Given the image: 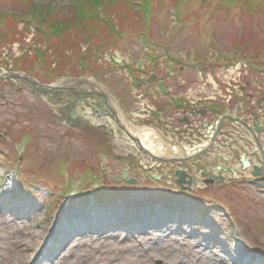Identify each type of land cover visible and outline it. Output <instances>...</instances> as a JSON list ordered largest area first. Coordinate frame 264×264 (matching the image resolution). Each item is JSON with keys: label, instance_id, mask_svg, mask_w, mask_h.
<instances>
[{"label": "rangeland", "instance_id": "1", "mask_svg": "<svg viewBox=\"0 0 264 264\" xmlns=\"http://www.w3.org/2000/svg\"><path fill=\"white\" fill-rule=\"evenodd\" d=\"M21 1L0 0V264H29V255L36 252L34 248L40 246L38 242L44 233L50 236L53 229H66L65 224H59L68 218L80 221L78 229L82 237L74 234V242L63 253L55 248L46 251V256L40 253L39 264L52 261V264H157V261L160 264H264V183L251 182L249 175L253 167L229 171L230 164L237 163L231 148L223 143L243 141V133H236L234 139L225 138L226 132L221 133L200 157L206 169L214 170L216 163L224 166V182H204L195 164L183 167L162 164L149 169V156L125 141V132L103 114L102 103L93 115L85 108V102L92 101L91 96L84 100L72 97V100L64 87L43 91L29 81L50 86L65 76L91 74L112 89L125 112L140 125L155 123L165 128L163 139L186 143L183 146L186 150L175 146L172 150L187 152L205 143L207 137L196 140L188 133L202 130L205 127L202 121L214 124L218 116H212L206 108L200 114L165 109L162 117L155 118L150 109L170 106L172 97L144 95L141 86L134 87V76L125 66L118 67L109 61L111 54H115L124 61H132L135 67L147 63V69L160 74L168 67L166 73L171 74L166 88L177 97L193 101L210 96L211 102L229 105V109L251 124L264 126V109H260L264 100L256 102L257 96L264 97V0H257L263 11L255 15L230 1L185 0L177 6L173 0H155L149 9V25L142 26L136 20L134 28L127 21L119 22L120 33L109 32L97 37L94 43L88 41L90 38L84 43L83 37V42L74 46L69 44L71 41L60 39V29L47 28L48 34L40 29L25 14L31 5ZM42 1L33 0V3L38 6ZM54 1L61 15L73 25L77 19L73 5L79 0ZM12 7L15 11L10 10ZM145 9L143 5L139 15ZM10 14H22V17L17 20ZM27 17L31 20L25 25ZM13 27L16 34L9 32ZM146 28L151 39L143 41L140 32ZM84 31L80 26L79 32ZM37 33L42 35L39 40ZM69 36L73 40L78 38L71 32ZM46 39H51V44ZM146 50L149 55L158 54L157 67L151 68ZM164 51L173 57L182 56L187 65L171 69L166 65L169 59H162ZM230 51L247 54L246 58L253 60L255 67L229 74L220 71L214 78L221 77L225 84L230 77L239 78L247 107L239 97L242 92L235 91L231 97L226 86L216 82L213 85L197 73V64L204 66L210 60L212 65L219 53L230 54ZM174 59L172 62L177 66L179 60ZM55 95L59 98L55 99ZM226 121L229 122L222 128L236 122ZM88 127L95 128L89 132ZM169 127L175 130L183 127L186 133L168 137L167 131H172ZM261 136L264 144V128ZM247 141L255 148L251 139ZM160 147L165 146L152 143L149 149L156 152ZM261 166L260 175L264 176V165ZM177 169L185 173L182 184L176 181ZM94 206L104 210L102 214L107 218L108 215L113 218L110 217V224L101 218L105 226L100 229L104 233L98 231L91 236L99 229L96 224L95 228H88L95 221L98 223L93 218L98 213ZM141 206L150 211L160 210V215L132 216V208ZM118 220L124 224L111 223ZM69 231L67 228L63 233L68 242L72 233ZM30 241L34 245L29 247Z\"/></svg>", "mask_w": 264, "mask_h": 264}, {"label": "trees", "instance_id": "2", "mask_svg": "<svg viewBox=\"0 0 264 264\" xmlns=\"http://www.w3.org/2000/svg\"><path fill=\"white\" fill-rule=\"evenodd\" d=\"M154 1L155 0H79L77 3L73 5V13L77 18L76 21L73 22V25H71V23L66 18H64L65 16L61 15V9L54 0H43L38 6L33 3V0H22L21 2L24 5H31L29 8H27V10L29 11L26 12L25 14H28L30 18L33 20V22L40 29L46 31L47 34L50 31L49 30L50 27L52 28V30L60 29V36H59L60 39L71 41L69 44H72V46H74V45H78L80 41L83 42L82 39L83 37L85 38L84 43L88 41L90 42L92 41L91 43H94L93 40L97 39V37L106 35L109 32L111 33L121 32L120 29L121 24H119V22L122 23L123 21H127V23H131V25L133 26L134 22L137 20L141 22L142 26L149 25V21H150L149 9L151 8ZM173 1L174 4L178 6L185 0H173ZM201 1L211 2L213 0H201ZM216 1L220 3H224V2L226 3V1H230L231 3L234 2L236 4H239L241 7H243V10H245L246 12L252 15L260 14L263 11L261 8V4L256 3L257 0H216ZM77 5L78 7H76ZM130 5H132L133 7ZM141 5L142 7L143 5L144 7H146L144 12L146 11L147 15L142 11L141 12L143 14L139 15L140 12L139 10H141L142 7L141 8H137V7ZM10 10L15 11L14 7H12V9ZM97 11L98 12L101 11L103 13L104 16L103 19L99 18ZM95 12L96 15H94ZM84 13L86 14V16L83 17ZM10 15L17 20H19V18L22 17V14H20L19 16L16 15L14 16L12 14ZM30 18L27 17V19L25 20L26 22L24 23L25 25L28 24L27 21ZM80 26L85 30L83 33L79 32ZM9 32L16 34L17 30L15 27H13ZM70 32L72 34H76L78 38L77 39L75 38V40H73V37L69 36ZM142 32L149 34L147 28ZM37 34H38V38H36V40H39L42 35L40 33ZM88 38H90V40L87 41ZM46 41L48 42V44H51V39L48 40L46 39ZM35 52L38 53L37 51ZM240 53L243 54L242 52ZM245 55L247 56V54ZM85 58L86 57L84 56L82 59Z\"/></svg>", "mask_w": 264, "mask_h": 264}, {"label": "flooded vegetation", "instance_id": "3", "mask_svg": "<svg viewBox=\"0 0 264 264\" xmlns=\"http://www.w3.org/2000/svg\"><path fill=\"white\" fill-rule=\"evenodd\" d=\"M157 43H158V41H157ZM145 52H147V54L149 55V53H148V51L146 50ZM149 52H151V51H149ZM165 55V54H164ZM165 56H163L162 57V59L165 61ZM175 59H177V60H179V62H178V64H177V66H176V64L174 63L173 64V62H172V60L170 61V60H168L167 58V60H168V62L169 63H167L166 65L167 66H169V67H171V69H181V68H183V66L185 65H187V64H185V59L182 57V56H180V55H175V57H174ZM161 59V60H162ZM190 59H192V57H190ZM149 64L150 63H152V65H151V68H155V67H157V64H158V54H153V53H151L150 55H149ZM166 60V61H167ZM208 61H210V60H208ZM208 61H206L205 62V65H204V67H205V72L208 70V71H216V70H218L219 69V65L220 64H227L228 62H230L231 61V58H228V57H223V59L222 60H220V61H214V63L212 64V65H209V63L210 62H208ZM187 63V62H186ZM142 66L141 67H139L138 69H139V71L137 70V71H135V69H137L135 66H131V73H137L138 74V77L136 78L137 80H139V82H137V87H142L143 88V94L144 95H146V96H148V95H150V94H156V95H162V96H164V95H169V98L170 97H172L171 99H170V105H172V103H173V106H175L176 104V102H178V101H183V100H185L186 99V97H177V96H175V95H173L171 92H170V90L169 89H167L166 87V85H167V80H168V74H171L170 72L167 74L166 73V71H167V69H169L168 67L164 70V71H162L161 72V74H160V71H159V73H156L155 71L156 70H154V69H152V70H149V69H147L146 68V66H147V63H142L141 64ZM148 67V66H147ZM198 69V68H197ZM197 71V70H196ZM204 72V73H205ZM261 72V71H260ZM197 73H198V75H199V77H203L202 76V70L201 69H198V71H197ZM160 84H162L163 86H164V90H162V89H160ZM259 85V84H258ZM258 87H260V86H258ZM244 88V86H242V89ZM87 92H89V90H83V91H80L79 93L82 95V97L83 96H86L87 94ZM241 92H242V90H241ZM233 94V93H232ZM231 97H233V95H230ZM240 99H242L243 101H244V105L247 107V103H246V98H245V96H244V94H243V92H242V94H240ZM213 97H204V98H197V99H194V100H203V99H206L207 101H205V102H203V103H201V102H198L196 105H194V106H190V105H188V108H184V109H181V110H179V109H174V112L175 113H179V112H182V111H196V112H198L199 114L200 113H204V111L202 110L203 108H206L207 110H209V113L212 115V116H218L217 118L219 119V117H220V115L221 114H223L224 112H226V111H229V112H233L234 113V116H236V117H238V118H240L245 124H248L249 126H251V127H255V125H257V124H251L250 122H248V120L245 118V117H241L240 115H238V114H236L233 110H231V109H229V105H221V106H219L218 104H215V103H213V102H211V100H213L212 99ZM188 100H190V99H188ZM264 100V97H263V95H261V96H257V98H256V102L257 103H260L261 101H263ZM99 101V100H98ZM255 101V100H254ZM180 104V103H179ZM253 105H254V102L252 103V108H253ZM165 107L166 108H158V109H155V110H158V111H164L165 109L166 110H170V111H172V108L170 107V106H168V105H165ZM261 110L262 109H264V105H262L261 106V108H260ZM251 110V109H250ZM179 111V112H178ZM221 111V112H220ZM252 111V110H251ZM220 112V113H219ZM254 114V113H253ZM255 115V114H254ZM218 119L217 120H215V123L214 124H217V121H218ZM231 121V120H230ZM236 121V120H235ZM205 122V123H204ZM225 122H229V121H224V122H222L221 123V126H220V128H219V130H218V132H217V137L216 138H218V137H220V135H221V133H223V132H226V134H227V137L225 136V138H232V139H234V138H236V133H238L239 135H240V133H243L244 134V139H243V141H240V140H236V141H233V142H223V143H225V144H227L230 148H231V151H232V154H233V157L235 158V160H236V162H238L239 161V159L241 158V156L242 155H249L250 156V161H254V156L252 155V153H255V148H253V145H251L250 143H248V131L244 128V126L241 124V123H239L238 121H236V122H231V125H227V126H225V127H223L222 128V125L225 123ZM202 123H203V125L205 126V127H203V129L202 130H200V131H194V132H191V133H188V135H190V136H192V137H194V138H196V140L199 138V139H201V137H205L206 136V131H207V126L208 125H210L211 123H209V122H206V121H202ZM233 123V124H232ZM213 124V125H214ZM202 125V126H203ZM260 127V126H259ZM170 129H172L171 127H169ZM179 130H177V131H179V132H183V133H186L185 132V128H183V127H177ZM261 129L259 130V131H257L256 132V134H257V136H258V138H259V140H260V138H262V133H263V128H264V126H261L260 127ZM223 129V130H222ZM193 130H195V129H193ZM192 130V131H193ZM249 139H251V138H249ZM252 140V139H251ZM252 142H253V140H252ZM260 142H261V144H262V146L264 147V144L262 143V141L260 140ZM254 143V142H253ZM221 144H222V142H221ZM255 145V144H254ZM211 147V146H210ZM219 148H222V146H218ZM218 147H215L214 149H215V151H218ZM250 151V152H249ZM257 154V153H256ZM232 163L230 164V168L232 167Z\"/></svg>", "mask_w": 264, "mask_h": 264}, {"label": "bare ground", "instance_id": "4", "mask_svg": "<svg viewBox=\"0 0 264 264\" xmlns=\"http://www.w3.org/2000/svg\"><path fill=\"white\" fill-rule=\"evenodd\" d=\"M119 58H122V57H119ZM191 60H194V58H192ZM191 63H195L196 64L197 61H192ZM204 70H205V67H204ZM216 73H219V71L216 70L215 71V74ZM229 73H232V68H228L227 69L226 74H229ZM205 77L207 79H209L211 82H213V85H214V82L217 81L210 73H207ZM219 78L222 79L221 77H219ZM162 87L163 86H161L160 89H162ZM106 96L112 102L111 103L112 106H113L112 110L114 112V117H115V119H113V121L114 122H118L122 128H125L126 134H128L132 139H134L135 141L143 144L145 147H148V148L149 147L151 148V144L152 143L153 144H156V145L157 144L158 145H164L165 144V145L168 146V148L170 147L168 151H174V152H171V153L167 154L166 156H170V157H174V158H177L179 156V152L178 151H175V150H172V149H174V146H175V148L177 147V148H180L181 149V147H183L186 144L183 140H180L178 142V141H175L173 138H169L170 141H168L167 139H163L161 136L164 135V133H162V129L165 130L164 127L159 128L157 126H151V125H146V124L140 125V123L137 122V120H136L135 117L129 116L125 112L126 110H122V108L116 103L115 99L113 98V96L111 94L107 93ZM204 97H206V96H204ZM204 97H198V98H204ZM135 113L138 115V112H135ZM249 127L252 130H255V127H251V126H249ZM166 130H167V128H166ZM167 132H168V135H167L168 137H174V136H177V135H181L179 133V131H177V130H175L173 128H172V131H167ZM248 137L252 139L250 133L248 134ZM136 138H138L139 140L136 139ZM207 143L208 142L206 140L205 145ZM245 158L249 160L250 159V156L249 155H245ZM236 163L237 164H233L232 165V169L233 170H239V169H241V167L243 168V165L241 164L242 162L240 163L238 161ZM94 209H96L98 213H96V215L93 214L94 215L93 218H95L96 220H98V223L95 221V223H93L91 226H88V228L93 229V226L96 224L97 226H99V229L95 232L96 234H91V236L97 235V232L98 231H101L102 233H104V230H101L100 229L101 226L104 225L102 223V221H101L102 220L101 218H104V221H106L108 224H110L109 223L110 222V217L113 218L112 215L111 216L108 215V218H107L106 217V214H102L104 210H102L99 207L94 206ZM132 209L134 210V212L132 213V216H139V218H140L141 215L147 216V217H157V216L160 215L158 213V211L160 212V210H158L157 212L156 211H153V210L150 211L148 208H145L144 206L136 207V208H132ZM143 213H147V214H143ZM119 216H120V218H123L124 217L123 215H119ZM63 222H61L59 225L65 224L64 226H66V229H60V230L53 229L52 231H50V236H47L44 233V235L42 236V238H40V240L38 242L40 244V246H38L37 248H34V250L36 252H34L32 256L29 255V258H30L29 264H31L32 261L35 264H39V260L37 258V255H39L40 253L43 252L42 254H44V256H46L45 252L46 251L47 252H52L53 251V248L59 249L60 253H63L62 251L69 245V243H73L74 242V240H73L74 239V236H75L74 234H77V236L79 235L78 238L82 237V235L79 233L80 231L78 229V226H80L79 225L80 221L78 219L68 218V219H64ZM111 223L112 224H114V223L115 224H118V226H119V224H124L122 221H119V220L116 221V222L115 221L114 222H111ZM59 225L57 227H59ZM115 226H117V225H115ZM67 228L70 230L69 232H72L68 236L69 242L68 241H65V239H64L65 237L63 235L64 230H67ZM94 228H95V226H94ZM115 231H117V230H115ZM111 232H114V230H112ZM115 235H117V234H115ZM98 238H100V237L98 236L96 239L98 240ZM102 238H103V236H102ZM123 238H127V237L124 236ZM28 245H29V247L31 245H34V242L32 241V243H31V241H30V243ZM23 256H26L28 258V255L27 254H25ZM49 258H47V261L50 260ZM51 261L52 260H50V262ZM52 262H51V264H52ZM45 264H48V262H46Z\"/></svg>", "mask_w": 264, "mask_h": 264}, {"label": "water", "instance_id": "5", "mask_svg": "<svg viewBox=\"0 0 264 264\" xmlns=\"http://www.w3.org/2000/svg\"><path fill=\"white\" fill-rule=\"evenodd\" d=\"M13 77H15V75H13ZM27 79V78H25ZM29 81H32L36 84L37 88L43 90V91H46V88H51V85H41V84H38L36 81L34 80H29ZM66 81H74L75 83H80L81 82V79L79 78H72V77H68L64 80H62L60 83H65ZM91 84V83H90ZM99 94V93H98ZM102 95L104 96L105 94L102 93ZM104 99L105 96H104ZM107 101V100H106ZM230 119H234L236 121H238L239 123H241L244 128L248 131V133L251 134V137H252V140L253 142L255 143L256 145V148L258 149L259 151V154H260V157H261V160L264 162V148L256 134V131H259L261 128L258 126V125H255V130H252L247 124H245L240 118L236 117V116H233V115H222L211 136L209 137V140H208V143L202 147L199 151L193 153V154H190V155H184V156H181V157H177V158H174V157H170V156H156L154 155L152 152H150L149 150H147L145 147H142L139 143L137 144V147L144 151L150 158H151V161L153 162H157V163H165V164H173L175 163L176 165L178 166H189L191 163H189V160H195V166L197 168V170H200V174L204 176L203 178V181L204 182H207V183H212L214 181H217V180H223V175L221 173H217V172H211V171H207L206 168H203V164L199 162V156H202L209 148L210 146L212 145L216 135H217V132L221 126V123L224 121V120H230ZM208 128H212L211 125L208 126ZM241 162L243 164V167H247L249 166V161L245 158V155H242L241 156ZM220 166H217L216 167V170H220ZM261 171H262V166H254L253 167V171H252V174L253 175H260L261 174ZM176 174L178 175L179 179H176V181L179 183V184H182L184 182V177H185V173L183 171H181L180 169H177L176 170ZM124 178L127 176V173H123L122 175ZM258 179V178H257ZM260 180L261 179H264V176L263 177H260L259 178ZM129 181L131 182H134V179L130 178ZM157 264H160L159 262H157Z\"/></svg>", "mask_w": 264, "mask_h": 264}]
</instances>
